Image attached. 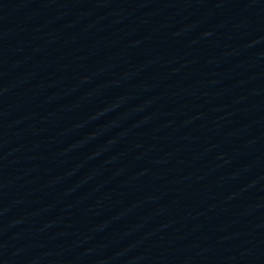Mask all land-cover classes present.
<instances>
[{"label": "water", "instance_id": "95a60500", "mask_svg": "<svg viewBox=\"0 0 264 264\" xmlns=\"http://www.w3.org/2000/svg\"><path fill=\"white\" fill-rule=\"evenodd\" d=\"M205 160L216 264H264V0H201Z\"/></svg>", "mask_w": 264, "mask_h": 264}]
</instances>
